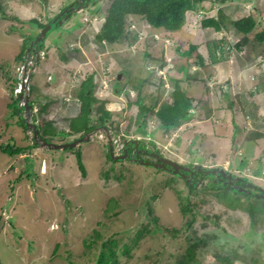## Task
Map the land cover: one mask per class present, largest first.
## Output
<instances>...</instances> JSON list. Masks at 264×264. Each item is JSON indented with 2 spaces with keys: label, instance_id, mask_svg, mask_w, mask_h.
Wrapping results in <instances>:
<instances>
[{
  "label": "rangeland",
  "instance_id": "1",
  "mask_svg": "<svg viewBox=\"0 0 264 264\" xmlns=\"http://www.w3.org/2000/svg\"><path fill=\"white\" fill-rule=\"evenodd\" d=\"M75 1L0 0V146L25 149L10 155L0 148L1 263L96 264L103 253L108 264L115 261L116 264H180L194 238H203L205 244L195 248L197 261L191 264H264V199H249L239 193L244 196L241 204L249 210L229 208L222 203L228 202L236 191L224 188L219 181L215 183L211 175H206V179L195 175L194 182L188 184L178 175L146 165L154 159L144 153H141L142 162L115 161L107 151L106 140L98 138L80 144L75 151L64 149L57 156L44 153V148L27 147L28 132L20 118L12 114L14 107L10 104L19 64L15 60L40 30L33 20L40 18L43 23H49L54 15ZM99 1L89 10L76 14L63 28L47 35L42 44L47 56L38 62L31 77V98L62 102L57 111L55 108L45 111L55 129L62 132L78 110L75 100L72 103L69 99L86 75L94 76L95 97L106 100L104 107L112 109L111 121L114 124L120 121L123 127L128 114L137 110L128 101L136 98L133 86L136 87L139 78L146 82L141 87L146 104L150 105L151 96L162 91L159 106L169 100L173 80L179 77L178 68L185 63L181 52L193 45L207 56L205 41L214 36L211 30L202 29L199 11L187 12L183 27L168 36L162 32L151 33V27L133 15L126 21L129 37L109 44L98 40L96 35L113 0ZM206 6L211 9L206 16L216 14V7ZM252 6L261 12L259 31L264 28V0L233 1L226 13L243 15ZM1 11L14 18H2ZM29 37L24 48L21 41ZM144 52L150 54L148 63L137 64L136 60H141ZM230 54L225 57L226 62L218 64L225 73L230 69L227 83L223 79L218 81L217 76L207 80L201 75L204 66L199 67L195 76L182 83L194 98L189 119L166 136L151 115L146 128L154 137H146L144 142L134 145L181 163L222 168L264 188V168L259 161L262 155L255 160L259 151L264 152V138L259 142L247 140L248 133L244 134L254 125L264 131V120L260 123V117L255 118L259 111L251 108L260 104L264 96L261 99L250 95L255 89L251 85L257 72L260 71L257 78L262 80L261 90L264 77L260 67L253 66L252 53L250 57L244 56L243 50L238 53L232 50ZM258 61L264 62V56ZM48 74L54 77L49 82L53 85L46 82ZM194 77L203 79L192 81ZM159 80L163 81L162 85L156 84ZM225 89L229 92L228 99L224 98ZM209 91L212 103L219 104L217 110L210 105ZM228 102L234 106L230 104V108ZM67 103L72 105L66 106ZM240 108L242 113L237 111ZM244 113L254 122L247 125ZM261 116L264 118V114ZM201 129L207 141L202 138L197 142L195 137ZM177 134L180 138L172 139ZM168 141L177 144L166 148ZM251 141L259 146L256 148ZM77 152L85 168L84 175L78 168ZM196 180L207 185L200 186ZM187 199L191 211L184 213L181 206L188 203ZM109 247L114 251L113 258L109 256ZM225 256L232 261H224Z\"/></svg>",
  "mask_w": 264,
  "mask_h": 264
},
{
  "label": "trees",
  "instance_id": "2",
  "mask_svg": "<svg viewBox=\"0 0 264 264\" xmlns=\"http://www.w3.org/2000/svg\"><path fill=\"white\" fill-rule=\"evenodd\" d=\"M233 1L253 3V0H113L108 8L107 14L104 17L101 30L96 35V38L98 40L113 44L115 42H118L121 38L129 37V30L128 27H126V21H128L127 19L133 15L141 17L151 27V29H149L151 33L162 32V35L166 34V36H168V33L179 31L183 27L186 22L187 12L199 11L202 17V19L200 20L202 29H209L214 33L213 37L206 39L205 41V50L207 56H204L193 45H190L187 50L181 52L182 55L180 56L185 57V63L180 65V67L178 68V71L181 72L182 77H177L175 78V80H173L172 89L169 91V100L160 103L159 106H157V104L161 99L162 91L159 90V94L157 96H151L152 103L150 105L146 104L144 102V97L141 94V87L146 82L144 78H139V82L135 85L136 87L134 88L133 86V89H136L137 91L136 98L134 100L128 101V105H136L137 110L134 114H128L126 118L127 123L123 127L120 125V121H118L116 124L111 121L112 109L104 107V104L107 101L95 97L93 82L94 78L91 74L87 75L86 78L82 80L75 88L76 92L74 93L73 97H76L79 111L69 120L65 132H62V130L59 129L56 130V125H54L49 120V117L45 113L46 110L52 109L51 105L43 104L40 99L37 100L33 97L39 108V136L46 141H61L63 140V138L82 134L98 125H107L108 127L114 129L116 132L124 136L137 134V136H141L143 138H151L152 136L154 137V133L148 132L146 128L147 119L151 115L155 116V118L157 119L162 133L166 134V136L169 135L174 129L178 128L182 124V122L189 119V116L191 114H193L190 111V108L192 107L194 98L192 96H189L185 88L182 87V83L184 81L190 80L191 78V74H189L188 72H191L190 66L192 65V63H198L201 67L204 66L203 69H209L208 67H211L213 65L212 63L224 60L226 56H231L230 51L236 50V52L238 53L244 48H248L249 46H251L249 50L256 53L255 56H264V28L259 31L257 30V28L259 27L258 21L260 20H258V15L261 12L259 10L253 9L254 6H252V9L248 13H244L243 15L236 16L231 13H226V10L231 7V3ZM208 4H211L213 5V7L217 8V12L215 15L206 16V14L211 11V9L206 6ZM1 12L2 18H14L4 11ZM33 21H35V23L39 25L38 29L46 25V23H43V21L38 19ZM232 37L234 38V41H232ZM30 39L31 38L29 37L27 41H21L24 48L25 45L30 41ZM177 49L179 50L178 47ZM25 50L26 49H22L21 52L17 54V58L15 60L16 63L22 61ZM62 57L65 58L64 55H62ZM148 57L150 59V54L144 52L141 60H136L137 64H140L142 61H146V63H148ZM163 62H165V59L163 60ZM259 75V72H257V75L254 77L256 88L262 87L260 86V82L262 80L259 81L261 78H257ZM117 83L115 88L118 87ZM162 83V80L156 81L157 85H162ZM228 93V89L223 90V94L225 96L224 98H229ZM10 96L12 98V102L10 104H12V106L14 107V112H12V114L16 115L17 105L16 99L13 96L12 89ZM56 104L57 102L53 105L56 106ZM230 104H232V102H230ZM55 106H53V109ZM93 108H95L94 111ZM56 109L57 107L55 108V110ZM23 125L25 126V124ZM247 133L248 134L245 138L247 140L253 141H257L258 138L264 135L262 131L256 130L253 127L249 129V132ZM33 145L35 146V144ZM27 147L32 148V145L29 144ZM0 148L1 151H7L10 155L20 154L21 151L25 150L21 146H16L15 148L10 147V149L8 145H5L0 146ZM141 148L143 149L144 147ZM44 153H47L50 156L53 153L54 156H57V153L54 151L46 150ZM146 153H148V151H146ZM76 158L78 168L84 175L85 168L81 160L80 152H77ZM259 161H261V158ZM241 194L249 199L251 197L254 200L264 199L253 197L245 193ZM244 196H240L239 193L236 192L229 197L228 202H223L222 204L232 209H237L239 207L244 211L249 210V208H246L247 206L245 207L241 204V202L244 203V201H241V197ZM187 202L188 203L184 204L185 206H181L184 213L191 211L188 199ZM251 214L252 212L250 211V216L253 218L252 221H254V215ZM200 243L205 244V239L194 238L193 242L188 246V248H186V255L184 257V260L181 261L180 264H191L197 261L194 258V253L195 248ZM110 249L111 247H109V250ZM109 256L110 258H113L115 256L114 251L110 250ZM223 260L227 263H230L232 261L228 259V256H225ZM108 262L109 261L105 259V255L101 253L96 264H108ZM0 264H2L1 261ZM112 264H116V261Z\"/></svg>",
  "mask_w": 264,
  "mask_h": 264
},
{
  "label": "water",
  "instance_id": "3",
  "mask_svg": "<svg viewBox=\"0 0 264 264\" xmlns=\"http://www.w3.org/2000/svg\"><path fill=\"white\" fill-rule=\"evenodd\" d=\"M97 1L99 0H77V3L75 1L74 3L62 9V11L55 15L49 23L40 28L38 33H36L35 37L25 50L23 61L25 62L33 57L35 58L34 63H36L39 57V52L44 48L42 47V44L45 42L47 35L55 29L59 30L60 28H63L68 22L71 21V19L76 14L85 11L90 7H93L94 5H96V3H98ZM120 75L121 74H118L117 78H120ZM22 109L24 110L25 125L28 129L32 130V136H29L30 140L33 142V144H35V146H37V148H44L48 151H61L67 148L72 149L82 143L93 140V138H97V134L99 132H103L105 134V140L108 144V153L111 159L115 161L129 159L132 162H139L140 160L138 159V154L132 156V153L127 149L123 151V154L116 156L113 153L114 146L112 144V132L105 126H98L96 128L90 129L79 135L77 138L67 142L53 143L46 141L38 135V129L36 125L29 121L30 104L28 102L27 96L25 97V105ZM115 136L117 135L115 134ZM141 150H143L144 152L148 151L144 149ZM148 153L151 152L148 151ZM152 156L156 159V161L147 162L146 165H150L151 167H154L156 169L165 170L166 172L173 175H178L179 177L183 178V180H185L188 184H192L194 182L195 175H199V177L202 179H206V175H211L215 183L219 181L226 189H231L233 191L235 190L237 193H245L257 198H264V188H259L256 184H252L244 180L243 178L236 176L231 171L222 168H206L195 163H181L171 160L167 157L160 156L157 153H152ZM140 162L142 161L140 160ZM198 181L200 186L207 185V183H203L200 180H196V183H198ZM254 191H258L259 194H255Z\"/></svg>",
  "mask_w": 264,
  "mask_h": 264
},
{
  "label": "clouds",
  "instance_id": "4",
  "mask_svg": "<svg viewBox=\"0 0 264 264\" xmlns=\"http://www.w3.org/2000/svg\"><path fill=\"white\" fill-rule=\"evenodd\" d=\"M95 6V5H94ZM89 9V8H88ZM87 9V10H88ZM62 11V10H61ZM86 11V10H85ZM84 11V12H85ZM83 12V11H82ZM80 13V12H79ZM38 20H40V18H38ZM41 21H43L42 19H41ZM86 21H87V19H86ZM47 24V23H46ZM46 49L45 48H43L40 52H39V57H38V59H37V62L36 63H34V66H35V69H36V66H37V64H38V62L42 59V58H44L45 56H46ZM41 53H43V55L41 56ZM24 54H25V52H24ZM23 58H24V55H23V57H22V61H23ZM33 60H35V58H33ZM24 62V61H23ZM20 63V62H19ZM19 65V64H18ZM17 68V67H16ZM35 71V70H34ZM33 73L34 72H32L31 74H30V77H29V82H28V85H26L25 83L22 85V87H21V90L20 91H18L19 92V95H18V98L23 102V104L22 105H17V103H16V105H17V107H16V115L15 116H18L19 118H20V120H21V122H22V124H25V116H24V110L22 109L23 107H24V105H25V97L27 96L28 97V102H29V104H30V117H29V121L31 122V123H34L35 125H36V127H37V129H39L38 127H39V118H38V110H39V108L37 109V107H38V105L36 104V102H35V100L33 99V98H31L30 97V81H31V77H32V75H33ZM120 74V73H119ZM89 75V74H88ZM92 75V74H91ZM87 76V75H86ZM86 76L84 77V79L86 78ZM93 76V75H92ZM118 76V75H117ZM54 77L51 75V74H48L47 75V78H46V82H51V80L53 79ZM93 78H94V76H93ZM83 79V80H84ZM14 80H15V84H14V87L12 88V90H13V92H14V88L15 87H18V82H20L19 81V78H18V75H17V69H16V72H15V75H14ZM82 81V80H81ZM94 82V81H93ZM21 83V82H20ZM54 83H56V82H54ZM49 84H51V85H53V83H49ZM26 86H28V90H27V88H26ZM23 90H24V93H22L23 92ZM74 91L76 92V90L74 89ZM43 98L44 97H41V101H42V103L43 104H50L51 105V107H52V109H50V110H53V104H54V102H52V103H49V101H47V102H43ZM75 100V102H76V104L78 105V103H77V101H76V97H71V99H69L72 103H73V101ZM58 100V102H57V104H56V106L54 107V108H56L57 107V109L55 110V111H57L58 109H59V107H60V105H61V101L59 100V99H57ZM68 102V101H67ZM59 104V105H58ZM72 104H68L67 103V105L66 106H71ZM78 107V106H77ZM79 110H77V112H78ZM77 112L75 113V115L77 114ZM196 114H198V113H196ZM74 115V116H75ZM38 120V121H37ZM24 126V125H23ZM98 126H105V127H107L111 132H112V136H113V138H112V144H113V146H114V138L115 137H121L122 139H127V137H130V140H125V142H126V144H125V146H124V149L120 152V153H116V151H115V146H114V148H113V153L116 155V156H118V155H121V154H123V151L124 150H128L129 151V148L131 147V153H132V156H134L135 154H138V159L140 158V160H141V153H144V154H146L147 156H149V157H151L152 159H154V160H152V161H156V159L152 156V154L151 153H146V152H144L143 150H141L142 148H139V146H137V145H134L135 143H137V142H144L143 140H144V138L143 137H141V136H124V135H122V134H119L118 132H116L114 129H112V128H110V127H108L107 125H98ZM98 126H96V127H98ZM96 127H93V128H96ZM180 127V126H179ZM93 128H91V129H93ZM24 129H26V132H28V133H26V135H27V138H28V140H29V143L31 144V145H33V142L30 140V137L29 136H32V130L31 129H28L27 127H26V125L24 126ZM83 134V133H82ZM115 134L117 135V136H115ZM38 135H39V131H38ZM79 135H81V134H77L76 136H74V138H72V139H70V137H68V139H66V138H63V140H61V141H57V140H51V141H49V142H53V143H60V142H67V141H70V140H73V139H75V138H77ZM97 138L99 139V140H101V141H104L105 140V134L103 133V132H99L98 134H97ZM136 137V138H135ZM175 139V138H180V136L179 135H175V136H173L172 137V139ZM147 139H149V137H147ZM171 140V139H170ZM170 141H168L166 144H168V145H166L167 147L166 148H168L169 146H171V144H174V145H176L175 143H169ZM160 143V142H159ZM160 145H161V143H160ZM165 144H162V146H164ZM34 146V145H33ZM106 146H107V149H108V144H107V141H106ZM35 147H37V146H35ZM77 147H75V148H73L72 149V151H75V149H76ZM42 149V148H41ZM144 149V148H143ZM145 150V149H144ZM63 150H61V152H62ZM108 151V150H107ZM173 151V150H172ZM171 151V152H172ZM56 152H58V151H56ZM64 152V151H63ZM130 152V151H129ZM150 152V151H149ZM157 154H159V153H157ZM160 155V154H159ZM161 156V155H160ZM148 162H150V161H148ZM178 162V161H177ZM186 163V162H185ZM194 164V163H193ZM235 174V173H234ZM236 175L237 176H239V177H243L242 175H240V174H237L236 173ZM231 190V189H230ZM255 193H256V191H254Z\"/></svg>",
  "mask_w": 264,
  "mask_h": 264
},
{
  "label": "crops",
  "instance_id": "5",
  "mask_svg": "<svg viewBox=\"0 0 264 264\" xmlns=\"http://www.w3.org/2000/svg\"><path fill=\"white\" fill-rule=\"evenodd\" d=\"M16 2L17 1H20V2H23L24 0H15ZM46 4L48 5L49 3L48 2H46ZM50 9H51V7H49ZM54 7H52V9H53ZM89 10V9H88ZM57 15V14H56ZM86 15V14H85ZM55 16V15H54ZM88 16V15H87ZM251 48V46H249V48H244L243 49V52L244 53H246V55H244V56H249L250 57V55H249V53L251 54L252 53V55H251V59L253 60V66L254 65H256V67H260V69L262 70L261 71V75L264 77V62L262 61V62H260V61H258V58L260 57V55H257V56H255V54L256 53H254V52H251L249 49ZM227 60H221V61H217V62H215V63H212L213 65L211 66V67H208L209 69H211V70H209V69H203V73H201V75L204 77V76H206L207 77V80H210V79H212V77L211 76H217L218 77V81H221L222 79H223V81H225L226 83L228 82V78L227 77H230L229 75V70L230 69H227V73H225L226 72V70H225V72H223V67L221 66V65H218V64H220V63H223V62H226ZM232 64V63H231ZM194 66H193V68H192V70H190L191 72H188V73H191V75H193V76H195L194 75V73L195 72H197V70L199 71L200 70V68L199 67H201L200 66V64H198V63H194L193 64ZM234 67H237L236 65H233ZM206 70L208 71V72H206ZM257 71H258V69H257ZM179 73H178V76L179 77H182V74H181V72L180 71H178ZM259 72V74H260V71H258ZM210 76V77H209ZM261 76V77H262ZM186 79V78H185ZM203 79V78H202ZM202 79L200 78V80H199V78L198 77H194V79H192V81H196V80H199V81H202ZM253 81H254V79H253ZM259 81H261V79L259 80ZM264 81V80H263ZM185 82V81H184ZM183 82V83H184ZM253 88L256 86L255 85V83H253L252 85H251ZM256 89V90H255ZM255 89H254V91H252L251 90V92H250V95L251 96H257V97H259V98H261L262 99V97L264 96V89H260V88H256L255 87ZM256 91H257V93H256ZM211 93H210V91H209V96H210V105H211V107H214L216 110H217V107L219 106V104H213L212 103V95H210ZM229 103V102H228ZM232 106H234L233 104H231ZM229 106H230V103H229ZM230 108H231V106H230ZM251 108L253 109V110H255L256 111V108H257V110L259 111V113H257L256 114V116L257 117H255L256 119L257 118H259L260 117V119H259V121H260V123L262 122V120H264V118L261 116L262 114H264V99H262V102L260 103V104H258L257 106H251ZM210 111L212 112L213 111V109L212 108H210ZM237 111L238 112H243L242 111V109L240 108V109H237ZM242 116H244V120H245V122H246V124L248 125V124H251V122L253 123L254 121L248 116V114H245L244 113V115H242ZM253 118V117H252ZM198 121V120H197ZM194 125V124H193ZM245 126V125H244ZM257 127L258 126H256V125H254V129H256V130H258L257 129ZM179 128V127H178ZM252 128V127H251ZM250 129V128H249ZM249 130H245V133L244 134H246L247 132H248ZM259 131H262V130H259ZM208 132H211V131H208ZM263 132V134H264V131H262ZM182 133V132H181ZM204 133V129H201V130H199V134L195 137V139H197L196 141L197 142H199L202 138H204L205 139V141H207L206 139L207 138H205V134H203ZM178 135V134H177ZM264 138V135L262 136V137H260V138H258L257 139V141L259 142L260 140H262ZM252 142V141H251ZM255 146H256V144L254 143V142H252ZM176 144H177V142H176ZM259 145H258V143H257V146H256V148L258 147ZM255 149V148H254ZM179 150V149H178ZM259 152H261L260 154L258 153V156H257V158H255V160L256 159H258L261 155H262V158H261V161H262V167L264 168V155H263V149L261 150V151H259ZM58 155H60L61 154V151H58V152H56ZM65 155V154H64ZM252 159H254V158H252ZM185 162V161H184Z\"/></svg>",
  "mask_w": 264,
  "mask_h": 264
},
{
  "label": "built area",
  "instance_id": "6",
  "mask_svg": "<svg viewBox=\"0 0 264 264\" xmlns=\"http://www.w3.org/2000/svg\"><path fill=\"white\" fill-rule=\"evenodd\" d=\"M42 55L43 53H41V56ZM16 69H17V75H18L19 81L21 83L18 82V87L14 88L13 96L16 99L17 105H22L23 102L18 98V95H19L18 91L21 90V87L24 83L28 85L30 74L34 72L35 70L33 57H31L25 62L21 61ZM26 88L28 90V86H26ZM125 140L127 141L130 140V137H127V139ZM125 140L119 136L114 138V146H115V151L117 154L120 153L124 149V146L126 144Z\"/></svg>",
  "mask_w": 264,
  "mask_h": 264
},
{
  "label": "flooded vegetation",
  "instance_id": "7",
  "mask_svg": "<svg viewBox=\"0 0 264 264\" xmlns=\"http://www.w3.org/2000/svg\"><path fill=\"white\" fill-rule=\"evenodd\" d=\"M256 192H257V193H255V192H254V193H255V194H259L258 191H256Z\"/></svg>",
  "mask_w": 264,
  "mask_h": 264
},
{
  "label": "bare ground",
  "instance_id": "8",
  "mask_svg": "<svg viewBox=\"0 0 264 264\" xmlns=\"http://www.w3.org/2000/svg\"><path fill=\"white\" fill-rule=\"evenodd\" d=\"M23 82V81H22ZM22 93H24V90H23V92ZM210 178V177H209ZM212 180V179H211Z\"/></svg>",
  "mask_w": 264,
  "mask_h": 264
}]
</instances>
